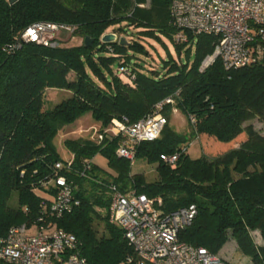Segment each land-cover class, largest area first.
Returning <instances> with one entry per match:
<instances>
[{
	"label": "trees",
	"instance_id": "trees-1",
	"mask_svg": "<svg viewBox=\"0 0 264 264\" xmlns=\"http://www.w3.org/2000/svg\"><path fill=\"white\" fill-rule=\"evenodd\" d=\"M145 1L0 0V236L37 218L48 201L36 190L54 196L58 188L48 182L60 175L80 201L55 224L76 237L88 264H134L127 262L135 254L122 229L109 221L112 186L144 194L164 212L195 204L192 223L178 234L181 241L216 255L232 238L250 264H264V244L254 239L256 232L264 239V60L225 70L216 59L200 71L215 36L188 34V42H179L171 0H165L164 13L156 0L147 7ZM39 21L74 25L70 37L82 41L66 45L60 39L54 47L21 42L26 27ZM130 27L142 37L161 32L178 50L194 44L195 58H170L161 70L142 71L129 51H148L140 41L126 40ZM107 32L117 35L114 42L100 40ZM85 37L92 38L88 47ZM55 92L60 97L48 108ZM168 97L172 103L159 110L167 119L159 136L136 148V159L155 165L154 177L132 173L130 162L116 154L122 138L110 130L112 120L135 122ZM174 110L185 117L187 132L169 124ZM254 119L262 124L258 130ZM87 122L102 138L66 137L60 144L69 156L62 158L59 134ZM196 138L201 153L191 156L187 147ZM174 153L173 167L160 158ZM97 155L105 165L94 161ZM65 160L69 167H54Z\"/></svg>",
	"mask_w": 264,
	"mask_h": 264
},
{
	"label": "built area",
	"instance_id": "built-area-1",
	"mask_svg": "<svg viewBox=\"0 0 264 264\" xmlns=\"http://www.w3.org/2000/svg\"><path fill=\"white\" fill-rule=\"evenodd\" d=\"M170 15L177 29L174 38L179 42H188V34L215 36L213 50L200 62V71L216 59L225 70L264 60V0H171ZM74 29L67 23L34 22L21 33L20 40L54 47L61 42V35H71ZM172 101L170 97L164 99L153 114L135 122L126 117L113 119L110 130L122 138L116 154L133 165L137 146L159 136L167 122L159 110ZM190 120L194 122L193 118ZM92 129L95 137L101 139L102 134L95 127ZM160 158L173 167L178 154H161ZM90 164L91 160L86 161L85 167ZM69 165L70 161L65 160L56 162L54 167ZM48 183L58 188L57 193L44 195L48 203H42L37 218L13 225L0 236V264H88L76 237L55 224V219L79 205L80 200L65 177L55 175ZM111 191L109 221L122 229L135 254L127 258L128 263L228 264L206 248L179 239V232L192 223L197 213L195 204L164 212L153 200L134 190L123 193L112 186Z\"/></svg>",
	"mask_w": 264,
	"mask_h": 264
},
{
	"label": "rangeland",
	"instance_id": "rangeland-1",
	"mask_svg": "<svg viewBox=\"0 0 264 264\" xmlns=\"http://www.w3.org/2000/svg\"><path fill=\"white\" fill-rule=\"evenodd\" d=\"M148 0L145 1L144 6L147 7L148 6ZM156 9L161 12L164 13L165 11V0H156ZM131 29L132 32H130L128 35H126V40L129 41L131 38H134L138 41H140L146 48V50L148 51L147 54H139V53H132V51H129V54L133 57V62H137L139 64L140 70L142 71H148L152 68L157 69V70H161V64L166 61L167 59H174V60H180L181 62H186L187 59L189 62L193 61L195 58V45H191L190 50L189 47L190 45H186V47H180V49L178 50V48L175 46V44L173 43L172 39L161 33L158 32L156 33L157 37H142L141 34H136L137 30L133 29L132 27L128 28ZM117 37V35H116ZM61 39H63L62 41H66L64 42V44L66 45H76V44H80L81 43V38L76 37V36H71L68 34H63L61 35ZM188 51V52H187ZM113 68H116V64L113 65ZM67 93H63V96H67ZM60 94H58L57 92L53 93L52 95V102L48 101L46 103V106L48 108H51L56 101L59 99ZM250 123L253 125V127L255 129H260V127L262 126V124L257 120L254 119L252 121H250ZM169 124L171 125V127H173V129L177 132H181V133H185L189 130L188 124L186 122L185 117L179 112V111H173L172 112V117L171 120L169 121ZM91 122H87L83 125H81L80 127L74 129L72 132L70 133H60L58 136V139L60 140V142L57 141L58 145V151L59 154L62 158H66L69 156L68 152L65 150V148L63 147L62 141L63 139H65L66 137H70V138H78V137H92L95 138V134H94V129H92L91 127ZM199 143V139L196 138L194 139L187 147L188 152L191 154V156H198L201 153V147H199V145L197 144ZM132 170L135 172H144L147 173V177L148 178H153L154 174H155V165H149L146 163L145 160L142 159H136L135 158V162L132 165ZM36 192L42 196L46 195L45 193L36 190ZM16 200V194H13L12 197V201L15 202Z\"/></svg>",
	"mask_w": 264,
	"mask_h": 264
},
{
	"label": "crops",
	"instance_id": "crops-1",
	"mask_svg": "<svg viewBox=\"0 0 264 264\" xmlns=\"http://www.w3.org/2000/svg\"><path fill=\"white\" fill-rule=\"evenodd\" d=\"M147 1V0H146ZM58 142L60 140L58 139ZM94 161L100 165H105V159L97 155L94 157ZM151 166V165H150ZM132 173H137L132 170ZM254 239L258 244H264V239H262L258 232L254 233ZM216 256L223 262L228 264H250V258L244 255L237 247L236 242L230 238L218 251Z\"/></svg>",
	"mask_w": 264,
	"mask_h": 264
},
{
	"label": "water",
	"instance_id": "water-1",
	"mask_svg": "<svg viewBox=\"0 0 264 264\" xmlns=\"http://www.w3.org/2000/svg\"><path fill=\"white\" fill-rule=\"evenodd\" d=\"M10 4H13L15 3L17 0H8ZM100 40L102 42H114L116 40V34L115 33H112V32H107V33H104ZM124 40L122 37L119 38V43H123ZM92 44V38L90 37H85L84 39V45L85 46H90Z\"/></svg>",
	"mask_w": 264,
	"mask_h": 264
}]
</instances>
